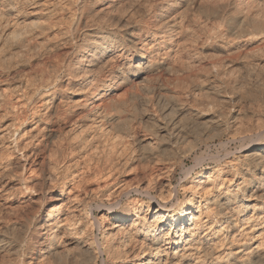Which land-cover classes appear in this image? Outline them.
Returning <instances> with one entry per match:
<instances>
[{"label":"bare ground","instance_id":"6f19581e","mask_svg":"<svg viewBox=\"0 0 264 264\" xmlns=\"http://www.w3.org/2000/svg\"><path fill=\"white\" fill-rule=\"evenodd\" d=\"M0 264H264V0H0Z\"/></svg>","mask_w":264,"mask_h":264},{"label":"rangeland","instance_id":"374dc122","mask_svg":"<svg viewBox=\"0 0 264 264\" xmlns=\"http://www.w3.org/2000/svg\"><path fill=\"white\" fill-rule=\"evenodd\" d=\"M216 143V144H215ZM215 143H212V144H210V146H209V148H210V151H211V153H216V151H218L217 149H218V142H215ZM212 145V146H211ZM214 151V152H213ZM189 160V161H188ZM187 161H186V166H191L192 164H193V157H190L189 159H188ZM181 167H177V169L175 170V172H174V175H173V183L174 184H176L177 183V181L179 180V178L181 177V175H180V171H181ZM178 171V172H177ZM179 174V175H178ZM175 180V181H174ZM177 180V181H176ZM95 213V215L97 216V217H99V213L98 212H94ZM93 235L94 236H98V230H94V232H93Z\"/></svg>","mask_w":264,"mask_h":264}]
</instances>
